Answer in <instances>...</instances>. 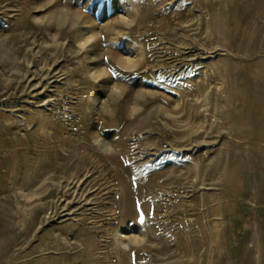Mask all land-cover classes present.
Instances as JSON below:
<instances>
[{"label": "rangeland", "instance_id": "374dc122", "mask_svg": "<svg viewBox=\"0 0 264 264\" xmlns=\"http://www.w3.org/2000/svg\"><path fill=\"white\" fill-rule=\"evenodd\" d=\"M0 264H264V0H0Z\"/></svg>", "mask_w": 264, "mask_h": 264}, {"label": "snow or ice", "instance_id": "6c2138e0", "mask_svg": "<svg viewBox=\"0 0 264 264\" xmlns=\"http://www.w3.org/2000/svg\"><path fill=\"white\" fill-rule=\"evenodd\" d=\"M141 223H143V219L141 218Z\"/></svg>", "mask_w": 264, "mask_h": 264}]
</instances>
